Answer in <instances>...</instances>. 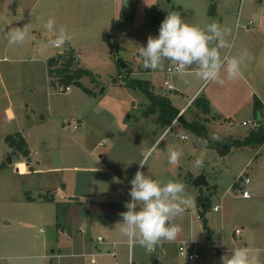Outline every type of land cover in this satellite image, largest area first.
<instances>
[{
	"label": "rangeland",
	"instance_id": "rangeland-1",
	"mask_svg": "<svg viewBox=\"0 0 264 264\" xmlns=\"http://www.w3.org/2000/svg\"><path fill=\"white\" fill-rule=\"evenodd\" d=\"M15 5L20 6L17 18L10 10ZM214 6L229 8L228 16L220 22L218 16L209 18L205 11ZM248 8L264 12V0H0V78L5 81L4 88L11 91L10 98L3 95L0 84V108L12 100L18 115L23 112L21 105L32 101L41 109L38 113L42 111L44 115L41 121L37 114L28 118L34 123L28 141L36 149L32 154V164L40 170L36 172H22L23 162L15 165L24 157L6 153L8 148L2 137L17 130L22 115L16 122L0 124V160L5 163L4 169H0V264H100L101 260L106 264H154L161 250L175 255L182 264H222L221 257L231 249L247 246L264 250V145L234 146L230 153L221 154L226 147L224 137L245 138L249 134L252 122L241 123L247 114L233 115L229 121L212 118L209 131L214 130L215 123L223 125L218 132L207 135L213 146L182 122L171 129L170 126L157 140L165 126L158 122V112H147V95L132 83L134 79L148 80L154 92L167 96L180 109L185 100L179 92L167 89L163 80L168 79L179 88L180 83L189 82L186 69L167 73L166 68L172 65L168 62L155 70L145 68L140 46L147 44L150 35L158 34L168 13L178 12L185 22L201 27L212 22L224 29L231 26L230 46L225 33L227 46L219 49L222 59L230 57L234 54L232 43L237 25L248 24L249 19L244 20ZM231 15L235 19L229 24ZM49 18L56 21L52 31L45 27ZM31 27L40 30L30 31L21 43H9V33ZM56 28L72 33L75 51L67 41L58 47L51 43L59 34ZM260 40L264 75V35ZM65 51H72L76 65L91 72V76L80 78L91 94L75 84L63 91L60 80L51 82L45 61L37 60ZM225 70L222 68L219 80L205 82L200 97H206L212 87L223 88L224 92L226 86H232L222 77ZM233 81L236 90L244 86L236 77ZM261 83L264 85V77ZM258 96L264 99L262 94ZM199 102H193L184 119L188 121L201 110ZM182 133L187 134V139L180 138ZM105 148L109 149V156L99 159L98 154ZM171 148L182 153L175 163L169 160ZM8 155L13 163H7ZM197 159L201 161L199 165ZM137 170L165 183L178 180L185 185L188 204L184 213L173 219L180 232L175 240L156 244L154 250L139 242H128L122 232L120 240L126 243L120 245L124 251L118 254V261L96 256L95 263H91L83 253L87 248L95 249L96 234L102 232L97 226L103 221L94 209L96 203L86 196L92 197L98 190L94 185H99V178L101 185H120L111 174L130 188L129 181ZM200 174L205 175L208 183L202 195L192 184ZM245 177L250 179L245 185L249 198L241 195L240 182ZM237 179L239 186H232ZM128 193V188L118 193V212L127 210L125 203L131 199ZM204 202L206 209L201 205ZM214 205H218V210H213ZM236 228L240 234L234 233ZM182 241L187 252L198 254V259L191 261L178 254ZM211 248L214 250L210 251ZM129 249L132 255L128 261ZM261 259L264 261V255Z\"/></svg>",
	"mask_w": 264,
	"mask_h": 264
},
{
	"label": "crops",
	"instance_id": "crops-1",
	"mask_svg": "<svg viewBox=\"0 0 264 264\" xmlns=\"http://www.w3.org/2000/svg\"><path fill=\"white\" fill-rule=\"evenodd\" d=\"M14 7L15 8H12V9L9 8V9L11 10L13 18H17L18 16H20V14H19L20 13V11H19L20 6L16 7V5H15ZM228 10H230V9L214 6L211 9L210 8L206 9L205 12L209 18H215L214 16H218L217 21L220 22L224 18V16H228ZM246 10H247V14H245L244 20H246V18H248L249 19L248 24H243L242 27H239V24L237 25V27H238L237 28V35L235 36V41H233V43H232L234 54L232 56H230V57L241 58V65H240L241 72H240V75L236 77V79L240 83H242L244 86H242L241 90H239V89L236 90L237 86H236V84H234L233 78L229 79L227 76V72L225 70L224 71L225 74L222 75V77L224 78V81L226 83H231L232 86H230V87L226 86L224 92H223V88H222V90H221V88L220 89L219 88H213V87L210 88L208 90V94L206 95V97H204L208 100V103H209L208 111L203 112L202 107L198 106L201 108V110L196 111L192 117L190 116V119L188 121L185 119V121H187V122L199 121L202 125H204V126L206 125L205 129H206L207 135H208V133L209 134L216 133L219 131L218 128L223 127V125L221 126L220 123H215L216 127L214 128V130L209 131V129L212 128V126L210 125L212 118H216V119L224 120V121L225 120L229 121V119H231L233 115H238V114H242V113L247 114V117H244L241 120V123L243 121H248V120L251 122L256 121V123H257L256 126H250V130L255 129L258 125H262L264 127V121H263L264 120L263 119L264 118V115H263L264 99L262 97L258 96V94H262L264 96V85H263V83H261V78L264 77V75L261 71V69H262L261 68V65H262L261 55H262V50H263V43L260 40L261 37L264 35V26H263L264 16L262 17V14L264 15V12H262L261 9H257V8H254V9L248 8ZM12 16H10V18H12ZM225 18H227V17H225ZM233 19H235V17L233 18V16L231 15V17H229V19L227 20L228 23L230 24V22H232ZM251 21H258V22L260 21V22L258 24H255ZM5 26L7 27V24H5ZM235 26H236V24H235ZM226 27L227 28H225L226 29L225 33L227 34V37H229V42H228V47H229L231 44L230 40L232 37L233 28L231 26H226ZM56 29L58 31L57 33H59L60 29H63V28H56ZM39 30L40 29L38 27H31V29H29L28 32L32 31V32L37 33ZM64 30L68 34V38L66 39L68 47L72 51H75L74 47L72 46V44L74 43L72 33L67 31L66 29H64ZM0 34H1V29H0ZM33 44H34V42H33ZM55 46L58 47L59 45L58 46L55 45ZM17 48L22 49V47H20L19 45L17 46ZM12 51L14 52V50H12ZM50 57H52V56H50ZM50 57H48L47 59H46V57H38L37 60L43 61V62L45 61V66L47 68V61ZM3 59H6V56ZM11 60L16 61L15 58H11ZM225 62L227 63V61H225ZM184 72L189 75V82H188L189 84L186 82L180 83L179 88H176L171 82L168 81V79H165L168 81L169 84L172 85V89L179 92L182 95V98L185 100V103L181 106L180 109H178L177 107H175V105H173L171 103L179 111L178 116L182 115L183 118H184V114L186 113V111L193 104L194 99L196 97H200L202 90L205 89V87L203 88L205 81H203L199 77V75L197 74V66L196 65L190 66ZM4 82L5 81L1 80V78H0V84H1V87L3 89V91L1 89L2 94L7 96L8 98H10L11 91L8 88L6 89V87L4 88V86H5ZM176 83H177V80H176ZM261 88H262V90H261ZM17 91L19 93V88L17 89ZM156 94H158V93H156ZM221 94H222V96H220ZM255 98H257L261 104L260 110L256 111V118H255V110H254ZM191 100H192V102L190 103ZM9 101H10V103L7 104V106H5L3 109L0 108V124H3V125L11 124L12 122H16L15 120L17 118L19 119V116L21 114V113H19L17 115L15 113V110H14L13 105H12L13 101L12 100H9ZM189 103H190V105L187 107V105ZM21 108L23 109V112L21 114L22 117H20V118L23 121H21V124H18L20 126L17 127V130H14L8 134L20 132L26 141L27 148L29 150V155H28V161L27 162L24 158H22V159L17 160L15 165L18 162H23L25 164V171H22V172H25V173L28 172L27 170H32L33 172L34 171L35 172L40 171L39 168L36 167V165L34 166V164H32V154L36 152V149L32 148L31 145L29 144L28 133L30 130V126H32V124H34V123H33V120L31 122L30 119L28 120V118H30L31 114H34V115L37 114L39 116V118H37V120L41 121L44 119L43 118L44 115L42 114V111L40 113H38V111L41 109L38 106L34 105L32 101L31 102L30 101L24 102L23 105H21ZM257 112H259V117L257 115ZM177 123H178V121L176 118L169 125L165 126L164 131L157 137V140H159L161 138V136L166 132V130L170 126H171L170 129H171ZM182 134L187 135L186 133H182ZM5 135H7V134H5ZM5 135L2 136L3 140H4ZM224 138L242 140L244 137L239 138V137L227 136ZM4 143H5V141H4ZM261 145H264V143ZM261 145H259V146H261ZM6 146L8 148L6 153H9V152L11 153V148L8 147L7 144H6ZM234 146L235 145H231L229 147L228 153L231 152V149ZM249 146L253 147V148L259 147V146H251V145H243V146H236V147H249ZM150 147H148V150L150 149ZM106 148H108V147H106ZM105 149L103 151H100V153L98 154L99 159L107 158L109 156V154H108L109 149H106V150ZM250 149H252V148H250ZM2 163H4L3 160H0V164H2ZM11 163H13V162H11ZM4 167H5V164L0 169H4ZM53 169H55V168H53ZM111 178H114L120 185H101V178H99L98 179L99 185H94L98 188V190H95L94 195L92 197L86 196V199L87 200L91 199L94 205L96 203V208H94V209H95L97 215L100 216V220L103 221V223L99 222L98 226H97L98 228H100V230H102V232H98L96 234L95 239H96L97 243H95L93 245V248H95V249L91 250V249L87 248V251L85 253H83V255L89 256L91 263H95L93 257H96V256H98V257H111L117 262L118 261L117 260L118 254H123L120 252H121V250H122V252L124 251V248H121L120 245L126 243V240H120V233H122V231L120 229V225L117 224L122 219L121 215H120L121 212H118V210L120 211V209H118V203L120 204V199H119L118 193L120 192L122 194L124 189L128 188V190H129L130 188L128 187V185H125V183L122 180H120L115 174H114V176H113V174H111ZM234 182H238V179L235 180ZM249 182H250V179H249ZM130 187H131V185H130ZM78 200L81 201L80 197L78 198ZM201 205L203 206V203ZM119 208H120V205H119ZM197 218H200L199 215H197ZM60 232H62V231H60ZM65 232H66V226H65ZM234 233H235V231H234ZM98 236H101L103 238V241H98L97 240ZM69 243H70V240H68V244ZM160 243L166 244L165 241H160ZM180 243L183 244V241ZM153 250H154V247H153ZM213 250H214L213 248L210 249V251H213ZM222 250L224 251V249H222ZM131 252L132 251H130V249L127 250L128 261L131 259L130 258L132 255ZM217 252L221 253V250H218ZM73 255H78V254L73 253ZM100 264H106V263L103 260H101ZM154 264H182V263H180L176 259L175 255L168 253L167 251L165 252L164 250H161L160 256L154 260ZM196 264H200V263L197 262Z\"/></svg>",
	"mask_w": 264,
	"mask_h": 264
},
{
	"label": "clouds",
	"instance_id": "clouds-1",
	"mask_svg": "<svg viewBox=\"0 0 264 264\" xmlns=\"http://www.w3.org/2000/svg\"><path fill=\"white\" fill-rule=\"evenodd\" d=\"M55 23L53 18H49L45 27L52 31ZM225 32L226 29L216 22L201 27L185 22L180 13L171 12L161 21L158 34L150 35L147 44L140 46L139 55L148 69L162 68L168 62L178 72H183L196 65L199 77L208 82L219 80L224 68L228 78L232 79L240 75L241 58L225 57V65L219 52L220 48L227 46ZM28 36V30L20 28L8 34L9 43H21ZM67 38L65 30L60 29L51 43L62 45ZM181 155L175 148L169 149L170 162H177ZM200 163L197 159L196 164ZM129 183L131 187L128 194L131 199L125 203L127 210L120 214L122 219L117 223L129 242H139L152 249L162 240H175L180 226L174 224L173 219L183 214L188 204L185 185L178 180L162 182L141 170H137ZM262 255L264 250L260 248L238 247L223 255L221 261L222 264H264Z\"/></svg>",
	"mask_w": 264,
	"mask_h": 264
},
{
	"label": "trees",
	"instance_id": "trees-1",
	"mask_svg": "<svg viewBox=\"0 0 264 264\" xmlns=\"http://www.w3.org/2000/svg\"><path fill=\"white\" fill-rule=\"evenodd\" d=\"M120 14L122 15V13ZM47 73L48 76L50 77L51 82L60 80L64 87L66 85L70 86V84H75L77 86H80L83 89V91H85L86 93L89 94L92 93L91 90L83 86L80 81V78L82 76L84 75L91 76L92 74L87 69L80 68L79 66L76 65L75 56L72 53V51H65V54L59 53L56 56L50 57L47 61ZM132 83L139 85L140 88L145 92L149 100L147 112L148 113L158 112L157 120L162 126L169 125L174 119L177 118L178 122H182L186 127L193 130L198 135V137H200L207 145L213 146L210 143V140L207 136L205 126L202 125L199 121L187 122L185 121L182 115L178 116L179 111L171 104L168 97L156 94L154 92L153 86L150 84L148 80L134 79L132 80ZM63 91L65 90L63 89ZM197 100L198 101L200 100L197 106H201L203 112L208 111L209 109L208 100L204 97H196L194 101ZM260 105L261 104L259 100L255 98L254 100L255 118H256V111L260 110ZM4 141L8 145V147L11 148V154L17 153L18 155L23 156L26 162L28 161L29 150L27 148L26 141L20 132L5 135ZM224 143L226 144V147L224 150L221 151V154H225L229 150V147L231 145L259 146L264 143V127L262 125H258L255 129H251L249 134L244 139L239 140V139L226 138ZM4 164L5 163L0 164V168L3 167ZM232 186L237 187L239 186V183L234 182ZM27 198L29 200L33 199L31 196H27ZM202 200L203 199H201V202ZM203 206H204L203 209H206L205 202L203 203Z\"/></svg>",
	"mask_w": 264,
	"mask_h": 264
},
{
	"label": "built area",
	"instance_id": "built-area-1",
	"mask_svg": "<svg viewBox=\"0 0 264 264\" xmlns=\"http://www.w3.org/2000/svg\"><path fill=\"white\" fill-rule=\"evenodd\" d=\"M166 72H167V73H172V72H178V71L176 70V67H175L174 65H171V66H168V67L166 68ZM163 84H164L168 89H172V85L169 84L167 80H164V81H163ZM69 89H70V86H68V85H66V86L64 87V90H65V91H68ZM248 123H251V121L248 120V121H243V122H242V124H244V125H246V124H248ZM252 125H253V126H256V125H257L256 121H252ZM76 127H77V125L74 124V128H76ZM180 138H181V139H186V138H187V135H185V134H181V135H180ZM248 183H249V178H248V177H245V178L240 182V185L242 186V187L240 188V189H241V195H242L243 197H245V198L250 197V192H249V190L246 189V187H245V185L248 184ZM213 210H215V211L218 210V205H215V206L213 207ZM235 233H236V234H240V229H239V228H236V229H235ZM97 240H98V241H103V238H102L101 236H98V237H97ZM150 250H153V248L150 249ZM177 252H178V254H179L180 256H182V257H185V256H186V257H187L189 260H191V261H193V260L199 258L198 254H196V253H192V252L188 253L187 250H186V248H185V246H184L183 244H181V245L178 246V248H177Z\"/></svg>",
	"mask_w": 264,
	"mask_h": 264
},
{
	"label": "water",
	"instance_id": "water-1",
	"mask_svg": "<svg viewBox=\"0 0 264 264\" xmlns=\"http://www.w3.org/2000/svg\"><path fill=\"white\" fill-rule=\"evenodd\" d=\"M168 1H169V0H168ZM123 66H124V64H123ZM257 115H258V117H259V112H257ZM11 162H12V161H11V156L8 155L7 163H11ZM192 184H193L195 187L198 188L199 193L202 195V194H203V188H204L205 186H207L208 183H207V180H206L205 175L200 174V175H197V176L193 179Z\"/></svg>",
	"mask_w": 264,
	"mask_h": 264
}]
</instances>
